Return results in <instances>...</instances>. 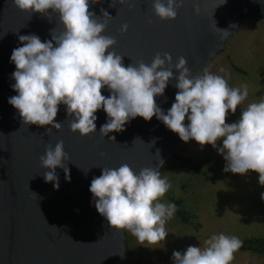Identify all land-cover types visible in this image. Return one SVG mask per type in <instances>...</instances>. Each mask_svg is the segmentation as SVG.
I'll list each match as a JSON object with an SVG mask.
<instances>
[{
	"label": "clouds",
	"instance_id": "1",
	"mask_svg": "<svg viewBox=\"0 0 264 264\" xmlns=\"http://www.w3.org/2000/svg\"><path fill=\"white\" fill-rule=\"evenodd\" d=\"M89 2L13 0L19 10L30 15L40 13L51 20V10L63 26L59 33L53 29L52 39L44 42L35 34L20 35L23 46L12 51L10 62L16 70L11 87L17 95L8 103L18 110L23 124L51 125L46 129L48 134L53 129L59 131L62 123L56 122V117L64 105L70 130L88 137L96 133V113L102 109L107 121L100 134L108 137L109 133L124 131L137 117L151 121L155 116L183 142L194 140L202 148L211 145L216 149L226 161V173L256 172L259 184L264 186V98L240 109L239 119L227 123L229 112L236 114L248 97L246 84L230 87L223 76L207 70L193 77L187 60L180 57L173 63L169 53H157L150 64L141 61L125 66L124 56L112 50L116 40L103 34L106 23L89 11ZM131 3L120 0L121 5ZM180 7L182 0H152L154 14L163 21L175 20ZM101 12L102 17L112 18L103 9ZM122 30L127 32L128 26ZM221 33L230 34L227 30ZM174 72L179 75L174 76ZM172 80L178 91L165 113L155 98L164 95ZM104 89L108 96L102 94ZM109 139L115 142V136ZM218 141L222 146L218 147ZM66 161L70 157L63 141L54 148L48 145L40 157L42 168L51 170L43 171L44 180L56 190L60 187L57 168L63 169L67 182L71 181ZM170 188L171 183L158 168H143L137 173L123 164L102 168L101 175L92 179L89 191L96 210L113 229L129 232L141 245H155L165 240V225L177 212L175 203L161 202ZM241 247L237 236L221 233L203 241L201 247L190 245L183 253L174 251L172 259L174 264H232Z\"/></svg>",
	"mask_w": 264,
	"mask_h": 264
},
{
	"label": "water",
	"instance_id": "2",
	"mask_svg": "<svg viewBox=\"0 0 264 264\" xmlns=\"http://www.w3.org/2000/svg\"><path fill=\"white\" fill-rule=\"evenodd\" d=\"M223 2L182 0L177 18L167 21L154 14L152 0H132L131 5L90 0L89 11L106 23L103 34L116 40L112 50L124 56L125 66L150 64L157 53H169L173 63L184 57L195 77L207 70L247 19L264 22V0ZM101 9L112 18L102 17ZM49 14L51 20L19 10L13 0H0V264H130L125 231L113 229L98 213L89 191L91 181L101 175L102 168L123 164L137 173L143 168L160 171L181 140L155 116L151 121L137 117L124 131L104 137L100 128L107 114L102 109L96 113V133L84 137L70 130L64 105L56 117L61 130L48 134L51 125H24L18 110L8 103L17 95L11 87L16 68L10 57L14 48L23 46L20 35L35 34L44 42L52 39L53 29L63 30L57 14L51 10ZM124 25L127 32L122 30ZM175 82L170 81L164 95L155 98L165 113L175 101ZM102 94L109 92L104 89ZM110 136H115V142ZM60 141L70 157L65 163L71 181L57 168L60 187L56 190L44 180L43 171L51 170L42 168L40 157L48 145L54 148Z\"/></svg>",
	"mask_w": 264,
	"mask_h": 264
},
{
	"label": "rangeland",
	"instance_id": "3",
	"mask_svg": "<svg viewBox=\"0 0 264 264\" xmlns=\"http://www.w3.org/2000/svg\"><path fill=\"white\" fill-rule=\"evenodd\" d=\"M254 21L255 24H251ZM223 69V71H221ZM240 69V70H238ZM207 71L223 76L230 87L248 86V97L238 107L264 98V26L256 19L246 20L240 30L225 42L222 52L214 56ZM239 117L228 114L227 123ZM187 123V120L185 121ZM218 147L222 141L217 142ZM175 153L193 159L200 173L167 165L161 169L171 183L161 202L181 199L183 207L193 217L185 222L177 213L165 225V240L155 245H141L125 231V243L130 250V264H138L137 255L146 260L141 264H174V251L183 253L188 246L201 247L203 241L221 233L247 238L264 237V186L258 173L225 172L226 161L211 145L203 148L194 140L178 143ZM232 264H264V254L241 251L234 254Z\"/></svg>",
	"mask_w": 264,
	"mask_h": 264
},
{
	"label": "trees",
	"instance_id": "4",
	"mask_svg": "<svg viewBox=\"0 0 264 264\" xmlns=\"http://www.w3.org/2000/svg\"><path fill=\"white\" fill-rule=\"evenodd\" d=\"M240 70V69H238ZM243 107H238L236 114H232L229 112L230 115L239 117L240 116V109ZM167 165H172L175 167H182L186 169L192 170L194 173H200V167L196 165L192 158L178 155L174 153L173 157L169 160H167L162 169L165 168ZM249 173H256V172H249ZM172 203H175L177 206V215L184 220L185 222L190 221V219L193 217V215L187 211L183 207V202L181 199H171ZM129 250V249H128ZM241 251H253L258 254H264V237H254V238H247L242 241V247L240 248ZM130 252V250H129ZM131 253V252H130Z\"/></svg>",
	"mask_w": 264,
	"mask_h": 264
},
{
	"label": "crops",
	"instance_id": "5",
	"mask_svg": "<svg viewBox=\"0 0 264 264\" xmlns=\"http://www.w3.org/2000/svg\"><path fill=\"white\" fill-rule=\"evenodd\" d=\"M250 19H251V18H250ZM250 19H247V20H250ZM252 19H254V18H252ZM256 20H257V19H256ZM258 22H262V24H263V26H264V22H263V21L258 20ZM251 24H255L254 21H252ZM136 259L140 260L138 264H141V263H142V261H141L142 259H143V260H146V258L144 259L143 257H141V256H139V255H137Z\"/></svg>",
	"mask_w": 264,
	"mask_h": 264
}]
</instances>
